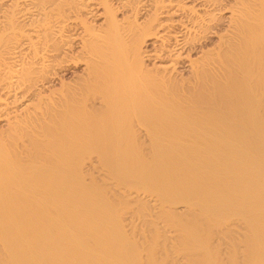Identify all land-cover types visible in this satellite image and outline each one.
I'll use <instances>...</instances> for the list:
<instances>
[{"label":"bare ground","instance_id":"6f19581e","mask_svg":"<svg viewBox=\"0 0 264 264\" xmlns=\"http://www.w3.org/2000/svg\"><path fill=\"white\" fill-rule=\"evenodd\" d=\"M0 264H264V0H0Z\"/></svg>","mask_w":264,"mask_h":264},{"label":"rangeland","instance_id":"374dc122","mask_svg":"<svg viewBox=\"0 0 264 264\" xmlns=\"http://www.w3.org/2000/svg\"><path fill=\"white\" fill-rule=\"evenodd\" d=\"M101 20H102L101 18L96 19V23H97V22L99 23ZM79 70H80V68L77 69L76 71L78 72ZM97 173H98V172H96V173L94 172V174H97ZM180 210H182V209H180Z\"/></svg>","mask_w":264,"mask_h":264}]
</instances>
